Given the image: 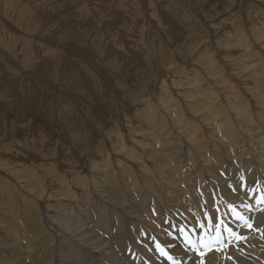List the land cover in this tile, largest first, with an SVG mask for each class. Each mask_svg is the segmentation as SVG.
Segmentation results:
<instances>
[{"label":"rangeland","instance_id":"rangeland-1","mask_svg":"<svg viewBox=\"0 0 264 264\" xmlns=\"http://www.w3.org/2000/svg\"><path fill=\"white\" fill-rule=\"evenodd\" d=\"M187 2L201 18L206 19L204 14L211 10L215 23L229 25L228 28H235L236 24L237 30L239 29L240 24L236 19L242 14L245 0ZM180 3H183L182 0ZM157 4L165 7L160 8ZM167 5V0H0V166L4 168H0V179L5 182V186L17 183L11 173L23 170L27 163L32 167V163L36 161L34 167L38 170L42 164L52 167L58 162L79 164L81 169L86 166L85 158L100 154L101 150L105 151L99 161V171L94 174L85 171L84 174L73 177V182L85 186L88 194L83 198L78 195L74 200L53 203L61 213L64 211L72 214L69 221H66L78 229L96 233L103 228H117L118 233L128 236L129 239L138 237L145 225L144 220L151 211H143L140 206L142 218H124L121 208L111 201L117 198L127 205H132L134 201L141 204L143 198L139 191L147 190L150 201L163 189H167L168 184L164 179L153 173L158 168L157 162L152 161L153 166L149 169L142 168L141 162L149 159L148 153L156 156L158 153H175L177 150L184 158H194L195 149L198 147L191 144L189 138H198L201 145V136L196 131L205 119L195 112L207 114L214 110L211 105L209 108L191 109L187 104L183 108H165L166 113L169 110L175 111L173 117L168 115L172 125L183 128L188 134V141H183L182 135L174 134L181 140L180 142L177 139L175 146H170L171 142L163 145L160 141H155L152 135L163 131L157 123H154L156 130L152 133L146 131V135L135 137L139 131L137 126L148 122L154 112L153 108L146 109L145 105L137 104L138 101L143 102L141 94L147 98H159L157 83L160 81L161 71L156 60L162 55V48L158 50V47H164V44L162 45L163 41H157V38L163 37L175 46L177 54L171 53V56L181 60L188 57L186 61L194 62L191 48L177 44V40L185 38L182 35L184 26H180L182 23L179 25L178 22L187 19L189 15L180 13L174 20L172 13L177 12L178 7L169 10ZM229 5L233 9L230 15L224 13V8ZM154 9L156 17L153 14ZM151 14L155 21L162 22L158 27L153 24L155 33L153 30L149 31L148 18ZM200 23L203 25L204 22ZM205 24L210 27L212 25L209 22ZM179 27H183V30ZM178 31H181L179 36ZM206 32L205 28L203 33L208 34ZM247 34H250L247 37L248 46L259 52L254 58L260 59L264 55L262 48L253 39L255 36L252 31ZM237 36L238 32L233 31L232 36L225 38L223 46L238 42L239 40L234 39ZM214 41L218 44L217 38L214 37ZM168 50H171L169 46ZM149 78L150 91L146 89ZM218 82V78L205 73L204 83L215 86L213 89L216 91L221 112L225 113L227 110L222 108L221 100L228 104L230 110H234L236 103H229L223 97L221 90H218ZM254 86L256 85H252V88ZM237 90L239 88L235 91ZM262 93L264 95V86ZM127 105L135 106L134 114L130 118L124 113ZM247 105L251 106L252 119L258 121L262 112L251 102L250 96H246L243 102V106ZM183 113L187 118L178 120L177 114ZM227 114V120H232L229 109ZM122 121L130 128L121 132L122 139L128 138V142L121 144L124 152L118 154L121 138L116 136L112 144L109 143L111 150H108L99 129L119 127ZM260 125L264 129V124ZM72 132L79 135L78 140L71 136ZM145 137L151 142L149 145L142 143ZM225 144L226 151L235 150L228 141ZM260 145L246 138L237 148L235 157H231L238 164L239 173L243 174L246 184L255 186L254 183L264 176ZM221 169L224 170V167ZM39 171L43 174L41 169ZM144 175L148 177V181L144 182ZM226 178V182L230 183V179ZM93 179L105 186L111 197H102L92 187ZM134 188L138 191H134ZM20 192L31 199L34 197L24 188H20ZM244 200L252 206L251 200ZM10 204L15 206L11 202ZM50 204L46 201L43 204L33 201L31 216L37 214L40 221L35 226V222L26 223L24 226L25 231L32 230L31 235H38L36 242L40 246L35 251L36 256L41 259L54 256V261H57V250H60L70 263L74 258H80L82 264H96L90 256L81 252L86 243L43 216L44 205ZM262 204L263 209L264 203ZM174 206L173 204L171 207ZM252 213L251 220L256 225V210ZM116 220L120 221V227L114 226ZM165 229L162 230L163 236L166 234ZM240 229L249 230L247 226ZM148 231L151 233V228ZM7 234L5 228H2L0 242L2 238H7L4 237ZM3 242L7 243V240L3 239ZM13 249L2 248L4 254L16 255L17 251ZM220 249H231L230 257L237 260L238 257L247 255L242 264H264V250L258 246L251 247L245 243L234 242L222 245ZM13 255H9V263L15 261L12 259ZM102 255V252L99 253L100 261L109 264ZM188 262L189 258L185 263Z\"/></svg>","mask_w":264,"mask_h":264},{"label":"bare ground","instance_id":"bare-ground-1","mask_svg":"<svg viewBox=\"0 0 264 264\" xmlns=\"http://www.w3.org/2000/svg\"><path fill=\"white\" fill-rule=\"evenodd\" d=\"M167 1L169 10H174L173 8L178 7L177 12L172 13L174 20L175 16L180 15V13L189 15L187 19L178 22L179 25L182 23L180 26H184V30L182 29L183 34H181L185 38L182 37L181 41L177 40V44L191 48L193 53L191 58L195 63L186 61L188 57L181 60L171 56V53L177 54L175 46L164 40L163 37L159 36L157 38V41H163L162 45L164 44V47L159 45L158 50L162 48L160 52L162 55L158 61L156 60L157 67L161 71L160 81L157 83L159 98H147L144 94H141L143 102L138 101L137 104L145 105L146 109L149 107L153 108L154 112L148 122H142L141 126H137L139 131L135 137L140 138L143 134L146 135V131L152 133L156 130L154 123H157L163 131L152 135L155 141H160L163 145L171 142L170 146H175L176 140H180V138L174 134L182 135L181 139L188 141V134L183 128L173 126L170 121L169 116L173 117L175 111L169 110L166 113L165 108L168 109L172 106L183 108L187 104L191 109H203L204 107L209 108L211 105L214 110L207 114H203L201 111L195 112L205 118L196 131V134L201 136V145L198 138L193 136L189 138V142L198 147L195 149V157L184 158L182 154H179V150L175 153H158L156 156L148 153L149 159H143L140 166L149 169L153 166L152 161L155 160L158 168L153 173L162 178V180L164 179V182L168 184V188L163 189L159 195L153 197L150 201L148 200L150 193L147 190L139 191L143 198L141 204L134 201L132 205H127L117 198L111 201L112 204L121 208L124 218L126 216L142 218L140 206L143 211H151L145 218V225L138 237L133 239L118 233L117 228L110 230L103 228L101 231H96V233L78 229L68 222L72 214L64 211L61 213V210L57 209L53 203L74 200L78 198V195L82 198L85 197L88 194V189L83 185L74 183L73 177L78 174H84L85 171H89L91 174L99 171L101 169L99 161L104 156L105 151L101 150L100 154L85 158L86 166L81 169H79V164L73 165L70 162H58L52 167H46L45 164H42L40 168L43 172L42 174L39 171L40 169L38 170L34 167L36 161L32 163V167L27 163L23 170L16 166L20 169L19 172L11 173V176L17 182L16 184L5 186V182L0 179V231L5 228L8 233L4 236L7 238H2L0 242V252L3 253L4 250L2 248H14L13 250L17 251V256L11 253L0 254V264H82L80 258H74L70 263L69 259L60 250H57V261H54V256L46 259L36 256L35 251L40 246L36 242L38 235H31L32 230L25 231L24 227L26 223L35 222V226L40 221L37 214H33V217L31 216L30 210L33 201L35 203L41 202L42 204L45 201L47 203L50 202L49 206L44 205L43 216L62 229L69 231L78 240L86 243L82 247L81 252L90 256L96 264H103L99 256L101 252L109 264H168V261L160 257L154 249L149 251V248H153V244L146 237L156 236L159 240L166 241L169 238L166 234L162 235V230L165 228L170 229L171 222L180 224L186 218L195 223L196 216L193 214H198L201 219H204L205 212L212 218H216L218 215L217 208L221 211H226L228 202L238 205L242 202V199L247 198L246 194L239 191L240 168L237 167L238 164L234 163V159H231V157H235L237 148L246 138H249L251 141L261 144L260 148H262L263 153L261 160L264 170V129L260 125L261 123L264 124V95L262 93V86H264V55L260 59L254 58L259 55V52H255L253 47L248 46L247 39L250 35L247 32L252 31L255 36L253 39L264 52V0H245L242 14L240 17L237 15L239 18L236 19L240 24L238 30L236 24L234 25L235 28H228L230 27L229 25L222 26L219 23H215L211 10L204 14L206 19L201 18L195 13L193 7L188 5L187 1L189 0H182L184 4L180 3L181 0ZM158 6L160 8L165 7L162 4ZM224 10L225 14L230 15L233 9L229 5ZM159 13H161L160 10ZM153 14L155 17L157 16L155 9ZM154 16L152 14L149 15V31L153 30V24H156L157 27L162 24L161 20L155 21ZM201 21L204 22L203 25L205 27L201 25ZM205 22L211 23V27L206 26ZM205 28L208 34L203 33ZM232 29L238 32V36L234 39L239 41L223 46L225 38L232 36ZM153 32L155 33L154 30ZM180 32L178 31V36ZM155 37L154 35L153 39ZM214 37L218 39V44L214 41ZM168 46L171 48V50H168L169 52L167 51ZM152 48L150 44V49L152 50ZM205 55L207 58H205ZM205 73L218 78V90H221L223 97L229 103H236L235 109L230 110L228 104L226 102L224 104V100L223 102L221 100L222 108L229 109L233 117L232 120H227V110L225 113L221 112L216 91L213 89L215 86L204 83ZM149 83L150 78L146 83L148 91H150ZM125 85L127 86L126 83ZM128 85L130 88L132 87L131 84ZM252 85L256 86L252 88ZM236 88H239V90L235 91ZM200 95L203 97H200ZM246 96H250L251 102L262 112L258 121H254L251 117V106H243ZM134 110V105L124 107V113L127 118L134 114ZM177 116L178 120L187 118L185 113L177 114ZM128 128L130 126L125 121H122L119 127L99 129L101 139L106 141L108 150H111L109 143L112 144L114 138L118 136V138H121L118 154L124 152V147L121 144L128 142V138L122 139L121 132L126 131ZM170 130H173V132L171 133ZM71 136L75 140L79 139V135L76 132H72ZM226 141L235 150L226 151ZM142 143L149 145L151 142L148 137H145ZM16 150L20 151V149ZM232 153L234 154L232 155ZM78 155L82 156L81 153H78ZM10 164L13 163L11 162ZM221 167H224V170ZM0 168L1 170L4 169L2 166ZM195 169H197V172H195ZM226 177L230 179V183L226 182ZM143 180L144 182L148 181V177L144 175ZM261 180L264 181V176H262ZM229 184L237 189L235 193L228 187ZM92 187L102 197L110 196L108 189L101 185L97 179H93ZM20 188H24L34 197L31 199L30 196L20 192ZM133 190L138 191L135 188ZM213 194H215V198ZM221 199H223L224 203L218 204L217 202ZM249 200H251L252 206H256L260 210H256V225L253 229L239 228L243 238H245L241 239L240 243H245L251 247L258 246L261 250H264V227L257 228L258 226H264L263 204L256 205L255 199ZM10 202L15 206H12ZM173 204L175 206L171 207ZM14 207L17 208L14 209ZM252 214V211L245 212V215L250 219ZM166 220L169 223H165ZM120 225V221L116 220L114 226L120 227ZM148 228H151V233ZM3 239H6L7 243H4ZM145 244H147V247H145ZM129 252L130 254H128ZM173 254L177 253L173 252ZM178 254L185 262L189 256L191 257L189 262L185 264H242V260L247 257V255L238 257L239 262L236 258L230 257L231 249L217 250L215 247L204 250L202 258L194 252L186 256L182 250ZM9 255H13L12 259L15 260L14 262H8Z\"/></svg>","mask_w":264,"mask_h":264},{"label":"snow or ice","instance_id":"snow-or-ice-1","mask_svg":"<svg viewBox=\"0 0 264 264\" xmlns=\"http://www.w3.org/2000/svg\"><path fill=\"white\" fill-rule=\"evenodd\" d=\"M228 187L234 193L237 191L231 184ZM258 189L261 193H264V185H248L244 182L243 174H241L239 191L246 194L247 199H255L257 204L264 202V195H257ZM213 196L215 198V194ZM217 203L223 204L224 201L221 199ZM251 207L247 200L242 199V202L238 205L228 202L226 211L217 208L218 215L216 218H212L205 212L204 219H201L198 214H193L196 216L195 223L186 218L180 224L171 222L170 229H165L168 240L161 241L156 236L146 237L153 244V248H149V251L154 249L160 257L168 261V264H185V261L178 254L181 250L186 256L194 252L202 258L204 250L213 247L220 250L221 245L226 241L230 242L236 236L235 229L244 226L249 229L252 228V224L249 222L250 218L245 215L246 211H251ZM165 223H169V221L166 220ZM241 239L245 238L241 237ZM145 247H147V244H145ZM173 252L177 254H173ZM189 258L191 257L189 256Z\"/></svg>","mask_w":264,"mask_h":264}]
</instances>
